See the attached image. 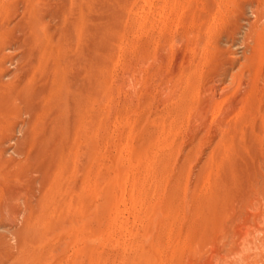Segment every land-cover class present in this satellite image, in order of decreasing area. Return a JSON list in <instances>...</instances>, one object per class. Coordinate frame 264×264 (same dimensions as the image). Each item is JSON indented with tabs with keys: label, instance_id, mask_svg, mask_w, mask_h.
<instances>
[{
	"label": "rangeland",
	"instance_id": "1",
	"mask_svg": "<svg viewBox=\"0 0 264 264\" xmlns=\"http://www.w3.org/2000/svg\"><path fill=\"white\" fill-rule=\"evenodd\" d=\"M0 236V264H264V0H0Z\"/></svg>",
	"mask_w": 264,
	"mask_h": 264
},
{
	"label": "bare ground",
	"instance_id": "2",
	"mask_svg": "<svg viewBox=\"0 0 264 264\" xmlns=\"http://www.w3.org/2000/svg\"><path fill=\"white\" fill-rule=\"evenodd\" d=\"M0 237H1V236H0ZM2 242H3V241H1V238H0V243L2 244ZM4 245H5V244H4ZM1 248H3V247L0 246V254H1V252H2V249H1ZM3 255H4V254H3ZM10 256H11V255H10ZM3 257H4V256H3ZM4 259H5V258H4ZM0 261H1V260H0Z\"/></svg>",
	"mask_w": 264,
	"mask_h": 264
}]
</instances>
